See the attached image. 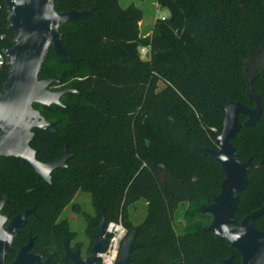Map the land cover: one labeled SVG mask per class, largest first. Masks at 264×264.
Returning <instances> with one entry per match:
<instances>
[{
    "label": "trees",
    "instance_id": "1",
    "mask_svg": "<svg viewBox=\"0 0 264 264\" xmlns=\"http://www.w3.org/2000/svg\"><path fill=\"white\" fill-rule=\"evenodd\" d=\"M156 2L169 14L154 20L149 35L139 32V10L121 8L120 0H85L82 9L92 7L90 14L62 25L79 35V41H71L61 30L73 58L50 47L39 78L56 79L50 89L76 91L63 94L61 105L44 109L33 104L55 122V131L34 128L30 146L38 160H53L63 148L70 156L51 172L50 181L19 158H0V195L8 199L1 214L13 217L35 208L13 238L5 262L33 238L31 251L48 256L49 264H72L62 246V239L79 235L64 215L70 207L80 214L90 243L102 216L121 222L127 234L134 230L129 264H220L230 256L240 264L235 248L205 230L211 215L200 207L218 194L223 171L193 146L217 149L223 121L218 105L239 101L254 106L243 67L264 48V0ZM92 23L99 33L92 32ZM8 25L0 0V50L14 39ZM140 46L149 47L146 57ZM8 71L6 65L0 68V90ZM252 87L261 98L260 118L242 126L231 144L241 161L261 164L247 171L236 224L264 203V69ZM245 119L238 116L241 123ZM79 192L88 194L90 212L75 200ZM139 204L144 208L140 215ZM254 225L264 233V213Z\"/></svg>",
    "mask_w": 264,
    "mask_h": 264
},
{
    "label": "water",
    "instance_id": "2",
    "mask_svg": "<svg viewBox=\"0 0 264 264\" xmlns=\"http://www.w3.org/2000/svg\"><path fill=\"white\" fill-rule=\"evenodd\" d=\"M4 4L8 12V29L14 33V39L11 46L4 50L9 71L0 90V158H19L20 162L33 170L38 177L50 181L51 172L64 166L70 155L63 148L53 160L36 158V150L30 146L33 129L55 131V122L46 120L33 104L39 103L44 109L52 104L61 105L62 95L75 92L76 89H50L51 84L57 80L39 78V72L47 59L50 47L66 59L73 58L63 46L59 28L67 22L76 23L90 14L93 8L57 11L54 0H4ZM261 51L247 60H254ZM247 60L243 75L247 97L254 101V106L248 107L239 101H230L224 106L218 105L224 118L221 132L215 138L217 149L197 145L193 147L212 157L223 171L218 194L213 197L212 202L200 207V211L211 215V222L205 230L212 232L220 240H226L235 248L240 254V264H264V233L254 225V220L264 213V203L244 216L239 224H236L235 218L238 194L247 184V171L261 164L249 159L241 161L237 149L231 144L240 128L253 126L262 112L261 98L253 89L252 81L258 70L264 69V60L261 58L253 64L249 73L246 72ZM240 114L246 116L242 123L238 120ZM7 200L6 194L0 195V264H47V261L42 262L40 254L29 251L33 238L19 249L13 261L5 262L13 238L25 225L27 216L35 215L34 207L25 209L11 218L1 214ZM106 223L105 217L102 216L93 245L84 258L80 257L78 250L71 251L67 240L64 239V257L73 264H100L99 254L105 250L109 235L105 231ZM135 247V231L131 230L120 245L115 264H129L131 252ZM220 264L237 263L230 256L221 260Z\"/></svg>",
    "mask_w": 264,
    "mask_h": 264
},
{
    "label": "rangeland",
    "instance_id": "3",
    "mask_svg": "<svg viewBox=\"0 0 264 264\" xmlns=\"http://www.w3.org/2000/svg\"><path fill=\"white\" fill-rule=\"evenodd\" d=\"M120 5H121V8L136 7L139 10L138 16H140V20L138 21V24L139 26L141 25L139 28V32L142 35H144V33L151 27L152 21L156 19L157 17H160L159 15L161 14L168 15V10L160 7L157 4L156 0H120ZM83 6H85V0H59L56 10L57 11H66L69 9L82 10ZM61 30H64L65 32L69 34L68 40L79 41V35L77 31L74 28H72L70 25H64L62 26V28L60 27L59 28L60 34H61ZM92 32L99 33L98 29L93 23H92ZM261 58L264 60V48L258 54V57H256L254 60L252 61L250 59L247 60L246 72L249 73L252 69V65L256 64L258 60H261ZM162 86H163V82L160 81L159 87H162ZM222 118H224V114ZM222 126H223V121H222ZM75 200L81 203L82 208L85 211L90 212L92 210L91 205L89 203L87 193L85 192L77 193L75 195ZM143 212H144L143 204H139L136 209V213L140 215ZM177 212L180 213V209H178ZM64 215L70 219L72 228L77 230V232L80 235V238L81 239L83 238L86 243L87 239L83 235V221H82L80 214L72 212L70 207H67L64 211ZM182 223L180 222V218L177 217L175 220L177 229H181Z\"/></svg>",
    "mask_w": 264,
    "mask_h": 264
},
{
    "label": "built area",
    "instance_id": "4",
    "mask_svg": "<svg viewBox=\"0 0 264 264\" xmlns=\"http://www.w3.org/2000/svg\"><path fill=\"white\" fill-rule=\"evenodd\" d=\"M160 18H165L161 15ZM148 46H140L139 53L141 57H146L148 53ZM6 65V54L4 49L0 50V68ZM108 233L105 250L99 254L100 264H115L120 250V245L127 235V230L121 222L110 221L106 223L105 228Z\"/></svg>",
    "mask_w": 264,
    "mask_h": 264
},
{
    "label": "flooded vegetation",
    "instance_id": "5",
    "mask_svg": "<svg viewBox=\"0 0 264 264\" xmlns=\"http://www.w3.org/2000/svg\"><path fill=\"white\" fill-rule=\"evenodd\" d=\"M9 217V216H8ZM9 218H11V217H9ZM84 236H85V238H86V235L85 234H83ZM30 238V237H29ZM87 239V238H86ZM29 240V239H28ZM66 240H67V244H68V247H69V249L71 250V251H76V250H78V252H79V254H80V257L81 258H84L86 255H87V253H88V251L90 250V248L92 247V245H93V242H94V237H93V240L91 241V243L90 242H88L87 240H86V243H85V241H84V239L82 238H80V235H78L77 236V239H67L66 238ZM62 241L64 242V239H62ZM28 242V241H27ZM26 242V243H27ZM25 243V244H26ZM24 245V244H23ZM23 245H21L20 246V248L23 246ZM62 246H63V243H62ZM19 248V249H20ZM31 248H32V245H31ZM31 248H30V252H32V253H35V252H33V251H31ZM19 251V250H18ZM18 251H17V253H18ZM63 251H64V247H63ZM35 254H37V253H35ZM39 254V253H38ZM17 255V254H16ZM41 255V257H42V262H44V261H47V264H49V257L48 256H46V257H44L42 254H40ZM64 256H65V252H64ZM65 258V257H64ZM69 260V259H68ZM70 261V260H69ZM71 262V261H70ZM72 263V262H71ZM73 264V263H72Z\"/></svg>",
    "mask_w": 264,
    "mask_h": 264
},
{
    "label": "crops",
    "instance_id": "6",
    "mask_svg": "<svg viewBox=\"0 0 264 264\" xmlns=\"http://www.w3.org/2000/svg\"><path fill=\"white\" fill-rule=\"evenodd\" d=\"M169 14V13H168ZM161 15H163V14H161ZM161 15H159V16H161ZM164 16H167V15H164ZM155 20V19H154ZM154 20L152 21V25H153V22H154ZM141 24H142V22H141ZM152 25H151V27L144 33V35H149L150 33H151V28H152ZM141 26V25H140ZM140 26H139V28H140ZM141 34V33H140ZM142 35V34H141Z\"/></svg>",
    "mask_w": 264,
    "mask_h": 264
}]
</instances>
